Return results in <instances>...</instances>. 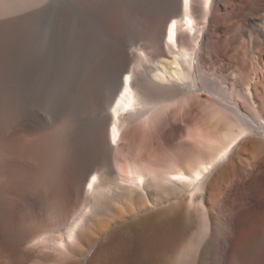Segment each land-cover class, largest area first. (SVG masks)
<instances>
[{"label":"bare ground","instance_id":"1","mask_svg":"<svg viewBox=\"0 0 264 264\" xmlns=\"http://www.w3.org/2000/svg\"><path fill=\"white\" fill-rule=\"evenodd\" d=\"M261 198L264 0H0V264H247Z\"/></svg>","mask_w":264,"mask_h":264},{"label":"rangeland","instance_id":"2","mask_svg":"<svg viewBox=\"0 0 264 264\" xmlns=\"http://www.w3.org/2000/svg\"><path fill=\"white\" fill-rule=\"evenodd\" d=\"M226 1V0H222ZM232 6H222V8L220 9H215L213 10L214 15H215V19H217L216 21L220 24V29L218 31V33L221 35V37H227L229 36L232 31L234 29H230L228 27H232L235 22H236V18L235 16L236 13L239 12V9H237L235 11V14H231L230 15V10H231ZM124 6V2L121 1L115 8H113L107 15V20L108 22L114 26V27H122L125 29L129 28V16L126 12V9ZM216 13V14H215ZM123 15V16H122ZM124 22V23H123ZM121 25V26H120ZM146 37H140L138 38V40H136V43H140L141 45H144L146 43ZM148 39V38H147ZM128 140H125L122 145L120 146V148H118L115 152L114 155H116V158L118 160V162L120 163L121 161L127 162L128 158H129V148H128V144H127ZM119 163L118 165H116L117 170H119ZM257 207V212H256V219L254 218V225L256 227L257 230L262 229V227L264 228L263 225V221H264V199L261 198L260 200L256 201V200H251V201H246L245 203H243L240 207V212L241 213H246V211L248 210V208L250 207ZM250 222V220H249ZM258 227H260L258 229ZM255 230V231H257ZM250 230H246L245 233V241L249 240L248 238H250L251 231ZM251 234V235H250ZM97 245V242L94 244V246ZM247 248L245 249V253H244V261L247 264H264V249L262 248V246L259 244L257 245H252L250 246L248 243H246ZM254 247V248H253ZM247 260V261H246ZM249 260V261H248Z\"/></svg>","mask_w":264,"mask_h":264}]
</instances>
